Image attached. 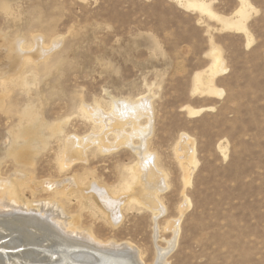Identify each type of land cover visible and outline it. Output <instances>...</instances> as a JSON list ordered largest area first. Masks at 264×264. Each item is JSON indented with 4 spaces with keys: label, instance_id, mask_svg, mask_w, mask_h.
Returning a JSON list of instances; mask_svg holds the SVG:
<instances>
[{
    "label": "rangeland",
    "instance_id": "374dc122",
    "mask_svg": "<svg viewBox=\"0 0 264 264\" xmlns=\"http://www.w3.org/2000/svg\"><path fill=\"white\" fill-rule=\"evenodd\" d=\"M188 1L0 0V40L20 39L27 51L36 48V36L45 45L59 40L45 57L0 84L7 94L0 109V172L17 166L7 153V128L16 132L22 125L33 136L19 144L29 143L35 183L76 175L84 186L97 180L122 190L139 161L131 147L102 150L91 144L86 160L63 170L65 141L100 132L88 108L110 111L117 98L147 97L154 123L148 149L168 185L160 195L166 212L159 243L172 237L167 222L180 218L172 264H264V0H197L232 19L245 3V31L226 27ZM59 123L63 133L50 136ZM187 135L197 161L190 176L179 159ZM23 197L32 201L48 193L26 189ZM71 200L67 208L80 216L81 227L103 240L131 241L152 262V210L127 204L122 221L113 224L88 197Z\"/></svg>",
    "mask_w": 264,
    "mask_h": 264
},
{
    "label": "bare ground",
    "instance_id": "6f19581e",
    "mask_svg": "<svg viewBox=\"0 0 264 264\" xmlns=\"http://www.w3.org/2000/svg\"><path fill=\"white\" fill-rule=\"evenodd\" d=\"M188 3L217 17L226 27L246 30L245 20L248 16L245 3L238 11L237 19L216 15L210 5L204 2L191 0ZM35 38L38 39L36 48L27 51L20 39L12 41L1 37L0 60L3 68L0 69V84L4 85L17 70L33 59L45 57L59 42L55 39L51 45H45L44 42L41 43L42 36ZM1 48H4L3 51ZM215 56L214 66L218 69L221 65L220 58L218 54ZM9 71L12 73L7 76ZM209 91L215 92L216 89L209 88ZM6 95V92H0L1 110L5 105ZM26 113L24 116L26 115L28 119L31 113ZM86 113L90 114L93 123L99 124L100 132L91 133L84 138H78L75 134V136L68 135L65 141V153L60 160H63L60 164L62 169L73 161L86 160L91 144L98 145L102 150L128 146L139 156L137 165L131 167L130 180L120 191H112L97 180L91 181L89 186H84L85 184H82L76 175H66L70 177L65 180L47 178L35 183L33 171L29 167L34 162L29 158L31 152L28 149L29 143L25 146L33 137L30 135L32 132L26 133L22 125L18 130L15 129L16 132H12L11 127L7 128L12 144L7 153L12 155L17 166L9 174L3 175L0 172V249L7 250L0 251V264H172L171 255L178 244L181 231L180 218L167 222L172 237L166 240V245L159 243V239L163 237L160 234V219L166 212L160 195L168 185L167 174L159 165L157 155L152 153L150 148L148 149L149 137L154 130L151 101L147 97L136 100L117 98L113 101L110 111L91 107ZM23 117L22 120L25 118ZM144 117H147L146 123L141 121ZM28 121L31 122V118ZM61 125L62 123L53 125L49 135H61L63 133ZM109 134L114 136V141L109 140ZM136 138L139 140L138 143ZM19 139L25 144H19L21 142ZM180 144V164L185 176H190L192 167L197 162L195 142L187 135L183 136ZM26 189L45 191L48 197L27 200L23 197ZM77 194L88 197L113 224L122 221L123 208L127 204L136 202L152 210L155 224L152 239L157 242L152 262H148L146 251L131 241L103 240L92 229L81 227L80 216L71 214L67 208V203ZM184 211L183 207L181 213L183 214Z\"/></svg>",
    "mask_w": 264,
    "mask_h": 264
}]
</instances>
